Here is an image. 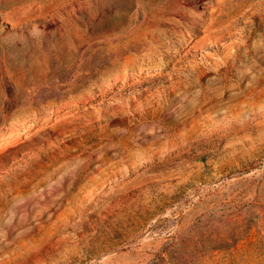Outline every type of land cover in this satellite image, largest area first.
Instances as JSON below:
<instances>
[{
  "label": "rangeland",
  "instance_id": "374dc122",
  "mask_svg": "<svg viewBox=\"0 0 264 264\" xmlns=\"http://www.w3.org/2000/svg\"><path fill=\"white\" fill-rule=\"evenodd\" d=\"M0 264H264V0H0Z\"/></svg>",
  "mask_w": 264,
  "mask_h": 264
}]
</instances>
